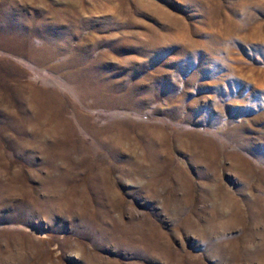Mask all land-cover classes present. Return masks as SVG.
Instances as JSON below:
<instances>
[{
	"label": "rangeland",
	"instance_id": "374dc122",
	"mask_svg": "<svg viewBox=\"0 0 264 264\" xmlns=\"http://www.w3.org/2000/svg\"><path fill=\"white\" fill-rule=\"evenodd\" d=\"M0 264H264V0H0Z\"/></svg>",
	"mask_w": 264,
	"mask_h": 264
}]
</instances>
